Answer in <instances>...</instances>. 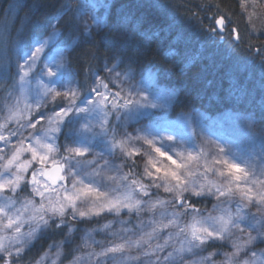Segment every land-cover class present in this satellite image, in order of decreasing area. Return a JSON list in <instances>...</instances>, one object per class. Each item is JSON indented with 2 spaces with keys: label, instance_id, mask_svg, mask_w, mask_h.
Returning a JSON list of instances; mask_svg holds the SVG:
<instances>
[{
  "label": "snow or ice",
  "instance_id": "1",
  "mask_svg": "<svg viewBox=\"0 0 264 264\" xmlns=\"http://www.w3.org/2000/svg\"><path fill=\"white\" fill-rule=\"evenodd\" d=\"M106 6L62 4L51 33H36L27 52L18 49L16 73L10 58L0 67V264H21L43 234L63 229L65 240L35 264H63L68 256L69 264H264V248L257 247L264 244V130L257 137L256 120H246L252 147L245 150L231 138L209 148L206 138L197 143L195 131L164 135L141 124L149 109L164 105L153 102L152 85L144 87L143 77L136 82L132 62L118 55L93 70L98 53H85L92 82L81 93L66 53L80 46L75 36L101 27L95 9ZM215 24L207 33L223 39L224 16ZM61 26L70 32L63 42L56 39ZM232 35L242 42L235 29ZM254 51L264 65V50ZM117 156L123 163L106 158ZM202 201H212V211L198 207ZM108 215L115 219L85 229L65 253L81 230L74 222ZM97 232L106 241L96 240Z\"/></svg>",
  "mask_w": 264,
  "mask_h": 264
},
{
  "label": "trees",
  "instance_id": "2",
  "mask_svg": "<svg viewBox=\"0 0 264 264\" xmlns=\"http://www.w3.org/2000/svg\"><path fill=\"white\" fill-rule=\"evenodd\" d=\"M80 2L0 0V67L10 58V72L15 74L16 51L28 50L36 33H51L62 4L75 6ZM220 16H224L225 22L229 16L235 20L242 42L235 41L230 31L223 39L209 36L206 30L216 27L215 20ZM99 17L103 20L101 27L91 36H75L80 46L75 51L69 47L67 52L81 93L92 82L85 53H98L91 62L93 70L108 62L105 58L118 55L126 63L132 62L136 82L149 70L154 75V86L174 93L170 118L231 113L255 119L259 131L264 130V65L260 54L254 51L264 50V35L247 34L246 19L237 0H112L107 8L100 10ZM61 32L63 35L57 39L68 40L69 30L61 26ZM9 37H12L11 47H8ZM60 143H64L63 137ZM116 161L123 163L119 158ZM128 170L125 166L124 171ZM211 204L202 201L197 206L208 210ZM108 220H112L111 215L85 224L74 222L81 230L73 233V244H64L65 253L81 242L85 229L98 228ZM66 232L63 229L43 234L26 252L21 264H35L50 245L65 240ZM95 235L106 241L105 235L99 232ZM220 247L214 245L209 251ZM51 251L55 253L57 248ZM70 259L71 256L66 257L63 264Z\"/></svg>",
  "mask_w": 264,
  "mask_h": 264
},
{
  "label": "rangeland",
  "instance_id": "3",
  "mask_svg": "<svg viewBox=\"0 0 264 264\" xmlns=\"http://www.w3.org/2000/svg\"><path fill=\"white\" fill-rule=\"evenodd\" d=\"M110 1L112 0H98V2L101 5H104L106 2V7H97L95 9V13L97 16H99L100 10L103 8H107ZM239 4V8L244 15V18L246 19L248 32L247 34L251 37H259L261 36V32H264V0H237ZM243 5V9H242ZM229 18H231L229 16ZM238 25L233 18L225 22L224 26V32L227 33L230 31V34L232 35V30L237 28ZM231 26V27H230ZM255 29V34L252 32V29ZM230 29V30H229ZM237 32V31H236ZM57 39V37H56ZM34 42V41H33ZM32 42V43H33ZM28 50H25L24 52H27ZM17 52L15 55V64L17 60ZM67 55V53H66ZM22 62V61H21ZM39 70V62L37 63L36 71ZM73 72V71H72ZM74 73V72H73ZM153 74L151 71L147 70L146 73H144L143 80L144 83L143 86L147 87V85H152V87L149 90V96L151 99H153V102L163 104L164 106L162 108L157 109H149L144 116L141 117V124L147 125V126H155L161 131H163L164 135H176V130H179L184 133L185 136L191 137L193 135V131H195L196 140L197 143L201 142L202 138H206L210 141L208 147L211 148L213 144L217 143H223V140H221V137L228 139L231 138L234 146L240 149H248L252 147L251 139L252 137L249 134V129L245 126V122L247 118L237 117L231 113L221 114L218 116H206L204 114H193V115H187V116H179L175 119L170 118L168 116L170 111V106L173 101L174 93L167 92L165 90L159 89L156 86H154L153 83ZM137 82H141L137 81ZM45 83H47V79L45 78ZM36 85L35 79L32 81V87L34 88ZM73 86H76L75 83ZM159 96L160 99L156 100L155 96ZM49 109H51V105L48 106ZM50 114V112H49ZM140 125H135V127H139ZM39 128L40 126L37 125ZM132 127L130 126L128 128V131H132ZM167 129L166 131H164ZM254 134L258 137L261 131H259L258 127L256 126L253 130ZM71 143V141H69ZM256 150H259V143L257 142L255 144ZM63 150V149H62ZM167 150V149H165ZM99 151V149H97ZM110 161H114L115 163H118L116 159L119 157H106ZM141 163L139 158H137V164ZM111 174V173H110ZM161 195H164L161 193ZM165 198H167L165 196ZM213 204V202L211 201ZM212 204L210 205V209L208 211H212ZM255 211V208L252 209ZM213 214H216L215 212ZM112 220L115 219L114 216H112ZM122 218L128 219V217L124 214H122ZM135 219V217H133ZM255 234V233H253ZM95 239L98 241L99 238L95 235ZM107 239V238H106ZM99 246H97L98 248ZM258 248H264V244L257 245ZM229 251L231 249H228ZM218 259H222V257H218ZM69 264V263H67Z\"/></svg>",
  "mask_w": 264,
  "mask_h": 264
}]
</instances>
